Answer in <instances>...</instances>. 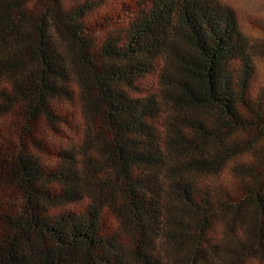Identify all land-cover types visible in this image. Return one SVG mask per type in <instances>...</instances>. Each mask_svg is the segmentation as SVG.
Instances as JSON below:
<instances>
[{"label":"trees","instance_id":"obj_1","mask_svg":"<svg viewBox=\"0 0 264 264\" xmlns=\"http://www.w3.org/2000/svg\"><path fill=\"white\" fill-rule=\"evenodd\" d=\"M102 1L0 0V264L264 260V35L226 0Z\"/></svg>","mask_w":264,"mask_h":264},{"label":"rangeland","instance_id":"obj_2","mask_svg":"<svg viewBox=\"0 0 264 264\" xmlns=\"http://www.w3.org/2000/svg\"><path fill=\"white\" fill-rule=\"evenodd\" d=\"M227 4L236 13L239 25L245 33L250 37L264 35V0H226ZM129 0H103L101 2L103 11L107 9H113L119 17L123 20L128 21L134 15L131 10H126V5H129ZM255 74L253 80V89L259 90L264 88V71L260 67L255 66ZM153 78L147 76L143 80L142 85L150 87ZM59 108L62 115L68 121V124L63 126H57L55 129L41 127L40 137L46 141L49 153L55 152L54 150L59 149L62 146H68L76 142L81 134V119L80 112L77 104L74 101L59 103ZM39 155L50 162L55 159L52 153ZM218 233L214 234L217 241ZM250 264H264V260L255 259Z\"/></svg>","mask_w":264,"mask_h":264}]
</instances>
